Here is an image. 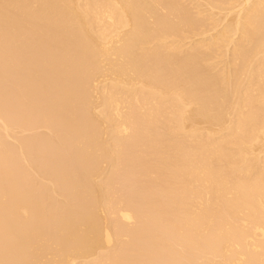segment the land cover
<instances>
[{
    "label": "bare ground",
    "instance_id": "1",
    "mask_svg": "<svg viewBox=\"0 0 264 264\" xmlns=\"http://www.w3.org/2000/svg\"><path fill=\"white\" fill-rule=\"evenodd\" d=\"M0 264H264V0H0Z\"/></svg>",
    "mask_w": 264,
    "mask_h": 264
}]
</instances>
